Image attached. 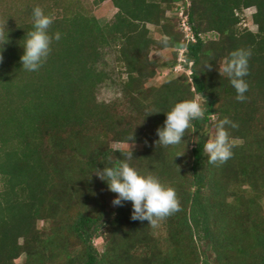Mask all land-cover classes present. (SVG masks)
<instances>
[{"label":"trees","instance_id":"obj_1","mask_svg":"<svg viewBox=\"0 0 264 264\" xmlns=\"http://www.w3.org/2000/svg\"><path fill=\"white\" fill-rule=\"evenodd\" d=\"M108 1L118 12L102 24L81 0H0V264H264V0L94 5ZM36 7L55 17L49 31L61 40L31 72L21 57ZM250 9L257 32L242 28ZM154 49L171 50L172 60L160 65ZM240 49L252 53L244 102L223 71ZM107 51L126 76L110 104L98 101ZM178 66L188 74L148 87ZM186 100L204 106L205 118L182 143L157 145L166 113ZM224 118L238 125L228 129L233 156L213 165L204 145ZM129 143L141 146L131 160L114 148ZM120 161L174 188L180 210L156 227L133 220L131 202L108 211V185L95 174Z\"/></svg>","mask_w":264,"mask_h":264},{"label":"clouds","instance_id":"obj_2","mask_svg":"<svg viewBox=\"0 0 264 264\" xmlns=\"http://www.w3.org/2000/svg\"><path fill=\"white\" fill-rule=\"evenodd\" d=\"M33 31L27 33L24 43V54L21 57L23 69L39 71L52 52L53 42L61 40V34H50V28L55 17L46 14L43 9L36 7L32 12ZM250 50L240 49L231 54V60L223 71L230 78V83L236 90L238 102L247 99L249 85L245 77L249 74ZM0 52V62H2ZM207 109L196 100H186L177 103L171 111L166 113L164 125L157 129L159 140L157 145L164 147L175 146L185 140V133L192 128V122L203 120ZM215 137L204 145L208 154V162L216 165L226 163L233 156V145L229 128L238 125L228 118L216 124ZM130 139V142L133 141ZM181 157V156H178ZM127 159H134L133 152ZM108 185L109 191L116 194L113 205L123 207L126 202L133 206V220L149 221L156 227L158 222L180 210V201L174 188L165 186L162 181L152 174H141L127 161H120L112 167L98 169L97 174Z\"/></svg>","mask_w":264,"mask_h":264},{"label":"rangeland","instance_id":"obj_3","mask_svg":"<svg viewBox=\"0 0 264 264\" xmlns=\"http://www.w3.org/2000/svg\"><path fill=\"white\" fill-rule=\"evenodd\" d=\"M5 5L7 7H13V4H21L24 0H4ZM82 5L85 6L90 12L102 23H111L114 21L115 16L118 10L115 8L114 4L111 1H108L100 6L94 5V0H81ZM9 5V6H8ZM255 10L250 9L247 10L244 14L242 28H247L253 32H257V27L254 26L252 21V15L254 14ZM171 17H176V12L173 11L169 13ZM181 16V14H180ZM153 37L157 40L162 38V35L157 32L154 28H151ZM213 39V37H211ZM151 58L155 60L160 65L171 61L173 58V54L171 50H158L154 49L151 54ZM102 69L106 70L110 74V79L103 84L98 92V101L100 103L110 104L122 99L123 92H122V77H126L125 75L122 76L120 68L117 66L115 61V54L111 51H107L105 53V62L101 66ZM168 70H160L156 76V78L148 84V87L151 86H160L167 82L170 79L178 78L182 75V73H187L185 71L184 66H178L173 74ZM198 100H201L198 98ZM114 148L117 150H126V151H135L140 150L141 146L137 144H115ZM116 198V194L107 191L104 193V204L105 208L108 211L115 210L119 208L118 206L113 205V200ZM127 202L125 203V205ZM124 205V206H125ZM43 225V224H42ZM95 245L100 252L104 251V241L102 239L95 241ZM24 259L18 261V264H22Z\"/></svg>","mask_w":264,"mask_h":264},{"label":"built area","instance_id":"obj_4","mask_svg":"<svg viewBox=\"0 0 264 264\" xmlns=\"http://www.w3.org/2000/svg\"><path fill=\"white\" fill-rule=\"evenodd\" d=\"M255 13V12H254ZM181 16H183V14H181ZM182 27L184 29V31L186 32L187 36L192 38L194 40V37L191 35V31H190V27L189 25L187 24V21L186 19H184L183 23H182ZM180 62H184V57H183V53L181 54V57H180ZM181 67V66H180Z\"/></svg>","mask_w":264,"mask_h":264}]
</instances>
